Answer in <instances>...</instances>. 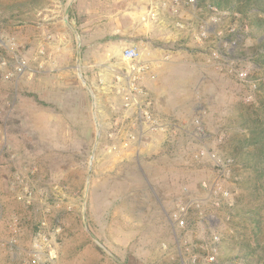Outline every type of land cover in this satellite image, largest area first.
I'll return each instance as SVG.
<instances>
[{
	"label": "rangeland",
	"instance_id": "obj_1",
	"mask_svg": "<svg viewBox=\"0 0 264 264\" xmlns=\"http://www.w3.org/2000/svg\"><path fill=\"white\" fill-rule=\"evenodd\" d=\"M68 1L0 0V32L14 39L17 52L27 57L34 71L31 79L27 73L16 84L0 79V129L4 133L0 142V264H34L27 251L41 224L48 229L60 228L58 255L53 264H181L180 259L186 261L189 252L198 250L200 235L174 230L170 214L181 188L186 186L194 191L213 169L209 161H194L190 155L202 146L229 155L232 136L238 131L233 125L234 108L237 103L249 102L245 99L248 92L217 64L205 43L194 42L186 33L162 45L156 39L164 61L171 59L172 51H181L194 57V65L190 70L171 71L172 80L168 79L169 72L163 75L161 86H167L165 99L179 115L168 114L174 132L169 138L162 136V142L169 151H176L173 157L178 164L169 182L155 189L160 203H151L146 182L148 158L141 153L146 138L132 144L128 151L117 152L111 148L117 140L114 142L105 134L111 120L119 116L116 111L119 100L111 92L107 93L110 95L107 105L101 109L105 122L101 123V133L96 138L97 103L104 93L97 92L83 76L84 84L78 76L77 62L80 65L84 47L69 26L62 25L67 8L68 21L72 25L77 21L75 1L70 6ZM54 5L58 6L53 24L47 18L48 9ZM168 26L170 31L175 30L170 23ZM62 33L70 36L69 43L54 42ZM113 41L120 51L127 44L119 38ZM262 42L264 29H250L234 51L239 64L253 74H264V68L254 61L256 51L264 49L259 47ZM55 43L69 53L66 61L72 66V80L57 77L60 82L57 83L52 78L43 79L48 88L38 96L31 91L30 82L36 70L44 75L46 53L51 54L57 65L62 61L50 52V45ZM166 54L168 57L164 58ZM178 84L191 86L194 91L185 92L189 97L179 100L176 97L179 91L175 90ZM87 85L93 92L95 108ZM4 100L11 102L10 108L3 104ZM35 100L40 104L37 129L30 123L29 103ZM66 101L73 104L67 106ZM110 104L115 107L112 109ZM198 114L203 118L204 137L197 136L191 124ZM155 135L152 136H161ZM235 169L234 166L226 182L233 193L231 207L239 193L234 182ZM14 173L17 185L13 184ZM25 189L30 192V199ZM248 199L246 196L243 202H249ZM231 207L226 209L227 215L217 228L222 237L221 257L229 261L239 238L231 223L234 218ZM110 212L117 214L111 218ZM15 218L17 246L10 247L7 242ZM150 221L155 224L151 226ZM153 232L151 237L149 234Z\"/></svg>",
	"mask_w": 264,
	"mask_h": 264
},
{
	"label": "built area",
	"instance_id": "obj_2",
	"mask_svg": "<svg viewBox=\"0 0 264 264\" xmlns=\"http://www.w3.org/2000/svg\"><path fill=\"white\" fill-rule=\"evenodd\" d=\"M163 17L168 18V22L179 33H186L196 43H205L208 53L217 64L247 90L246 101L254 100L259 85L264 82V74H253L239 64V58L234 57V51L251 29L237 12L216 6H208L203 11L197 7V0H151L140 20L158 24ZM258 52L264 53V49H259ZM167 57L168 54L164 58ZM120 61L123 63L114 72L111 91H108L119 98L116 110L119 116L111 120V125L104 132L110 140H117L111 148L117 152L122 149L128 151L133 148L132 144L140 143L147 134H161L169 138L174 132V124L153 111L151 97L139 84L150 68L149 62L141 59L140 52L134 45L122 48ZM27 73H33L29 60L17 52L13 38L0 32V77L16 84ZM3 104L7 108L12 105L9 100H4ZM109 106L112 109L115 107L113 104ZM120 117L129 120L131 125L125 127L127 121L123 119V124L118 120ZM191 124L197 136H206L202 115L193 117ZM2 131L0 129V142L4 137ZM190 158L194 161L207 160L213 169L210 176L200 180L194 191L186 186L181 188L179 199L170 214L174 230L182 234L196 232L200 235L198 250L189 252L186 261L180 259L181 264H229L231 261L221 257L222 237L217 228L227 215L226 209L232 205L233 193L226 182L234 167V160L229 155L204 146L195 149ZM13 184L17 185V173L13 175ZM25 192L30 199V192L27 189ZM10 228L11 236L7 244L16 247V218ZM59 232L58 226L51 229L44 224L38 226L27 251L32 263L53 264L56 261ZM186 250L190 251L188 247Z\"/></svg>",
	"mask_w": 264,
	"mask_h": 264
},
{
	"label": "crops",
	"instance_id": "obj_3",
	"mask_svg": "<svg viewBox=\"0 0 264 264\" xmlns=\"http://www.w3.org/2000/svg\"><path fill=\"white\" fill-rule=\"evenodd\" d=\"M150 1L151 0H75L73 9L77 15V21H73V26L80 36L81 46L84 47L80 57L81 73L90 86L96 88L97 92L104 93L99 96L97 103L98 121L100 124L105 122L101 109L107 105L108 97L110 96L106 92L111 91L114 72H116V69L123 63L120 61L121 51L113 44V40H116V38L125 40L127 42L126 46H136L140 52L141 59L149 61L150 68L141 78L139 84L151 97L153 111L168 122H172L168 114L177 113L179 115L177 111L173 110L167 104V100L165 99V97H167L165 93V90L167 91V86L163 88L161 82L163 81V75L168 72L170 76L168 79L172 80L171 71L183 68L185 70L186 68L189 70L192 69L194 65L192 60L194 57L191 54L188 55L181 51H172L173 53L169 61H164L162 59V50L157 47L160 42H157L156 39L160 40V45H162V43L173 42L181 33L176 30L170 31L168 18L165 17H163L161 22L157 25L151 22H142L140 20V17L147 10ZM57 6L58 5H54L53 8L48 9L50 12L49 15L47 14V19L53 20L52 23L56 18ZM62 21V25L66 24L64 17ZM35 24V28H38V22H35ZM54 42H58V44H67L70 42V36L67 33H62L60 36H57ZM50 44H53V42H50ZM50 48V52L53 56L55 58L59 56V59L62 61L57 65L55 60L51 57V54L46 53V67L43 70L45 71L44 75L42 76L41 73H36V70L35 78L30 82L31 91H34L38 96L42 94L44 89L46 90L48 88V82L43 84V79L48 80L52 78L53 82L57 80V83H60L57 77L64 78L65 81L72 80L70 79L73 72L72 66L66 61L69 53L64 51L63 47L57 45V43H55V45H50ZM54 49L59 51H55ZM33 74L34 71L30 74V79ZM0 79L2 80L1 77ZM176 89L179 91L176 96L179 100H181L180 98L189 97L188 93L185 94V92L194 91L191 86L186 84H178L175 90ZM169 97L170 96H168V99ZM117 100H119L118 96ZM29 104L31 108L30 123L33 125L35 124L33 129H37L40 120V116H38L40 113V104L38 100L31 101ZM72 104V101H66L67 106ZM123 119H121L120 122L124 124L125 119ZM125 122V127L131 125L129 124L131 123L129 120H125ZM145 138L141 153H144L148 158L146 161L148 170L146 182L150 192L148 200L153 204H158L160 203V198L157 196L155 189L169 182L171 178L170 175L177 171L178 161L173 157L176 151H169L167 149L168 145L163 144L162 141L164 139L162 135L155 138L147 134ZM148 213L152 215V212L149 211ZM116 214V212H110V217L114 218ZM150 218L153 217L150 216ZM149 224L153 226L155 222L150 221ZM149 235L152 237L154 232Z\"/></svg>",
	"mask_w": 264,
	"mask_h": 264
},
{
	"label": "trees",
	"instance_id": "obj_4",
	"mask_svg": "<svg viewBox=\"0 0 264 264\" xmlns=\"http://www.w3.org/2000/svg\"><path fill=\"white\" fill-rule=\"evenodd\" d=\"M64 1V0H63ZM208 6L237 12L251 29H264V0H197L203 11ZM264 48V42L259 45ZM258 47V48H259ZM255 54V63L264 68V53ZM230 152L234 160V182L239 191L233 199L232 226L239 237L231 264H264V82L253 101L237 103ZM239 177H237V175ZM248 197L247 203L244 198Z\"/></svg>",
	"mask_w": 264,
	"mask_h": 264
},
{
	"label": "water",
	"instance_id": "obj_5",
	"mask_svg": "<svg viewBox=\"0 0 264 264\" xmlns=\"http://www.w3.org/2000/svg\"><path fill=\"white\" fill-rule=\"evenodd\" d=\"M75 0H69L68 1V6H70L73 2H74ZM67 11H68V8H67V10H66V13H65V15H64V21H65V23L69 26V28L74 32V34H75V36H76V38H77V40H79L80 39V36H79V34H78V32H77V30L74 28V26L68 21V16H67ZM78 48H79V43H78ZM77 72H78V76H79V78L82 80V82L84 83V84H86V82H85V80H84V78H83V75H82V73H81V69H80V65H79V60H78V62H77ZM87 89L89 90V92H90V94H91V96H92V100H93V108H95V103H94V95H93V92H92V90H91V88L87 85ZM94 110V109H93ZM94 113V115H95V111L93 112ZM95 117V116H94ZM95 125H96V138L98 139L99 138V136H100V133H101V124H100V122L96 119V117H95ZM93 158V155L91 156V159ZM89 175H90V173H89ZM86 187L88 188V180H87V185H86ZM86 188V189H87Z\"/></svg>",
	"mask_w": 264,
	"mask_h": 264
}]
</instances>
